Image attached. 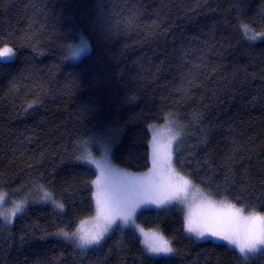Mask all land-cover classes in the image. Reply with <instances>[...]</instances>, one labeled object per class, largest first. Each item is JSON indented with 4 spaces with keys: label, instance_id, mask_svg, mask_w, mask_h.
I'll list each match as a JSON object with an SVG mask.
<instances>
[{
    "label": "trees",
    "instance_id": "16d2710c",
    "mask_svg": "<svg viewBox=\"0 0 264 264\" xmlns=\"http://www.w3.org/2000/svg\"><path fill=\"white\" fill-rule=\"evenodd\" d=\"M2 47L14 56L0 60V190L26 204L0 221V264H264V251L187 234L177 205L136 214L170 255L122 223L85 249L57 234L95 210L84 148L106 144L115 165L145 171L149 128L165 122L180 174L264 213V0H0Z\"/></svg>",
    "mask_w": 264,
    "mask_h": 264
},
{
    "label": "rangeland",
    "instance_id": "374dc122",
    "mask_svg": "<svg viewBox=\"0 0 264 264\" xmlns=\"http://www.w3.org/2000/svg\"><path fill=\"white\" fill-rule=\"evenodd\" d=\"M4 48L10 47H2L0 51ZM82 50L83 47L79 46L76 51ZM11 55L14 56V53L12 52ZM78 56H72L70 59L77 60ZM0 60L6 58L0 57ZM149 130L150 166L145 171L133 172L115 165L106 144H94L95 147L88 145L84 148L82 161L96 171L93 180L95 210L91 216L81 220L73 231L59 230L57 234L74 242L79 248L85 249L97 244L80 247L81 236L91 237L102 234L101 242L113 226L119 223L126 224L123 216L130 212V220L126 225L135 228L146 251L152 255H170L173 251L153 253L148 250L144 233H148L149 238L153 235L162 237L172 250L173 247L170 239L158 227L140 225L136 221V214L144 207L177 205L183 213L187 234L197 239H212L225 243L248 259L261 254L264 251V222L253 218L264 217V213L245 211L229 202L216 199L180 174L173 165V147L178 138L176 125L165 122L150 126ZM46 194L50 193L41 190L36 194L35 199L53 204L51 194L50 197ZM160 199H163L164 203L151 202ZM25 204L26 201L23 199L10 200L7 194L0 190V221L8 224L6 221L11 220L12 223ZM190 218L194 226L205 233L203 237L187 231ZM109 221L113 222L109 223ZM61 232L68 233V236L60 235ZM212 232L218 235L213 236Z\"/></svg>",
    "mask_w": 264,
    "mask_h": 264
},
{
    "label": "snow or ice",
    "instance_id": "6c2138e0",
    "mask_svg": "<svg viewBox=\"0 0 264 264\" xmlns=\"http://www.w3.org/2000/svg\"><path fill=\"white\" fill-rule=\"evenodd\" d=\"M245 27V35H247V27ZM249 39H255V37H249ZM13 52L12 49L10 48H4L2 51H0V57H4L6 58L7 61H11V59L13 58V56L11 55ZM46 196L50 197V194H46ZM152 203H157V204H162L164 203L163 199L160 200H152ZM53 204L57 207V208H63L62 204H58L55 201H53ZM22 211V209H21ZM13 215H15V213H13ZM130 216L131 213L129 212L128 214L123 216L124 222L127 224L130 220ZM254 220H258L261 222H264V217H254ZM113 221H109V223H112ZM6 223L10 224L11 220H7ZM134 223V222H133ZM104 231H107V229H104ZM140 231H143V229H140ZM187 231L190 233H196L198 236L203 237L205 235V233L200 230L198 227L194 226V222L192 221V219L190 218L188 221V227H187ZM60 235H63L65 237L68 236V233L66 232H61L59 233ZM146 239H145V243L147 244L148 250H150L153 253H158V252H165V253H170L172 252V248L169 247L168 242L163 240L162 237H156L155 235H153L151 238H149V234L148 233H144ZM211 235L216 236L218 235V233L216 232H212ZM102 238V234H97L91 237H85V236H81V244L79 245L80 247H86L88 245H93V244H99L100 240ZM225 239H228L227 237H224ZM241 252H243V249H241Z\"/></svg>",
    "mask_w": 264,
    "mask_h": 264
},
{
    "label": "clouds",
    "instance_id": "9594fccd",
    "mask_svg": "<svg viewBox=\"0 0 264 264\" xmlns=\"http://www.w3.org/2000/svg\"><path fill=\"white\" fill-rule=\"evenodd\" d=\"M80 58V55L78 57H76V59H79Z\"/></svg>",
    "mask_w": 264,
    "mask_h": 264
}]
</instances>
